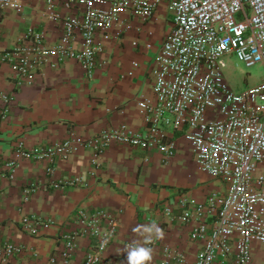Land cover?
Instances as JSON below:
<instances>
[{"label":"built area","instance_id":"1","mask_svg":"<svg viewBox=\"0 0 264 264\" xmlns=\"http://www.w3.org/2000/svg\"><path fill=\"white\" fill-rule=\"evenodd\" d=\"M22 6L21 0H0V18L7 9L21 12ZM126 9L148 18L155 6L150 0H44L45 18L59 27L58 43L45 47L43 31L30 27L15 45L0 51V65L11 67L17 85L40 70L46 56L58 62L73 60L89 77L101 52L95 33L109 30ZM169 9L172 29L152 60L151 95L137 99L142 132L120 125L87 140L71 138L31 152L18 143L14 158L5 167L12 178L20 158L56 153L66 159L81 146L92 151L91 163L95 164L112 143L156 150L166 160L174 154L173 143L166 142L167 128H185L195 165L223 181L226 190L203 202L180 196L178 213L172 207L163 213L171 223L188 226V239L200 245L191 264H227L231 258L235 264H252V243H264V78L235 92L223 70L228 56L246 67L260 64L264 68V0H171ZM62 10L72 13L63 15ZM77 38L79 48L74 46ZM12 103L10 96L0 92L1 119ZM59 185L86 186L78 177ZM70 221L72 229L59 233L60 252L46 264H70L79 239L93 242L82 264H99L116 230L115 215L105 210H77ZM51 224L38 217L21 221L30 235ZM146 247L152 253L159 251L155 264L185 263L178 249L158 247L152 240ZM20 252L18 245L0 242V264H8Z\"/></svg>","mask_w":264,"mask_h":264},{"label":"crops","instance_id":"2","mask_svg":"<svg viewBox=\"0 0 264 264\" xmlns=\"http://www.w3.org/2000/svg\"><path fill=\"white\" fill-rule=\"evenodd\" d=\"M150 1L155 6L150 17L126 9L109 30L95 33L101 52L89 77L73 60L46 56L41 69L17 85L11 67L0 65V92L13 99L6 117L0 118V242L21 247L8 264H46L60 252L59 233L72 229L70 220L77 210H105L116 217L115 233L99 264H127V251L136 244L146 247L148 240L178 249L186 257L184 264L193 262L200 245L188 239V226L165 217L164 208L172 207L177 214L180 196L203 202L213 193L224 194L226 185L197 168L185 128H167L166 142L173 143L174 154L166 160L156 150L112 143L95 164L92 151L81 146L66 159L56 153L20 158L12 178L5 167L18 143L31 152L71 138L87 140L120 125L144 130L137 99L151 95L152 60L173 19L171 0ZM21 3V12L7 9L0 18V51L15 45L30 27L43 31L45 47L58 43L59 27L45 18L44 0ZM74 46L79 48L78 38ZM76 177L86 186L59 185ZM24 217L53 224L30 235L22 229ZM153 224L162 235L143 231L142 226ZM92 244L79 239L70 264H82ZM159 258L155 250L151 262ZM251 260L264 264V243H252ZM227 264H235L234 259Z\"/></svg>","mask_w":264,"mask_h":264},{"label":"rangeland","instance_id":"3","mask_svg":"<svg viewBox=\"0 0 264 264\" xmlns=\"http://www.w3.org/2000/svg\"><path fill=\"white\" fill-rule=\"evenodd\" d=\"M224 61V78L231 90L235 92L243 91L248 87L255 86L264 78V68L260 64L246 67L237 61L234 56H228Z\"/></svg>","mask_w":264,"mask_h":264},{"label":"clouds","instance_id":"4","mask_svg":"<svg viewBox=\"0 0 264 264\" xmlns=\"http://www.w3.org/2000/svg\"><path fill=\"white\" fill-rule=\"evenodd\" d=\"M143 231L151 233L155 231L157 235H162V230L155 224L149 226H142ZM137 229H134L136 231ZM127 264H149L152 259V249L150 247H144L139 244L133 246L127 251Z\"/></svg>","mask_w":264,"mask_h":264}]
</instances>
